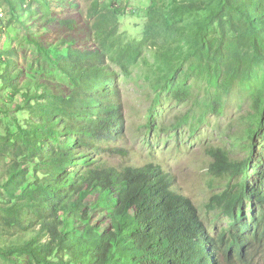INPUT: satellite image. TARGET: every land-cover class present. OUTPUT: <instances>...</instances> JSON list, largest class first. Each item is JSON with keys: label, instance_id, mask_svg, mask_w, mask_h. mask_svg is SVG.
<instances>
[{"label": "trees", "instance_id": "trees-1", "mask_svg": "<svg viewBox=\"0 0 264 264\" xmlns=\"http://www.w3.org/2000/svg\"><path fill=\"white\" fill-rule=\"evenodd\" d=\"M88 1L93 46L23 40L46 62L43 83L42 67L17 68L10 32L25 17L55 23L49 1L0 0V119L11 120L0 130L1 264H253L264 254V0H149L138 38L121 31L120 0ZM148 52L151 135L188 125L196 136L225 118L235 93L246 96L241 133L207 151L209 174L227 179L208 205L223 225L162 164L110 161L129 154L114 144L126 129L119 75L131 77ZM166 104L191 109L168 123Z\"/></svg>", "mask_w": 264, "mask_h": 264}, {"label": "rangeland", "instance_id": "rangeland-1", "mask_svg": "<svg viewBox=\"0 0 264 264\" xmlns=\"http://www.w3.org/2000/svg\"><path fill=\"white\" fill-rule=\"evenodd\" d=\"M47 1L50 3L52 17L57 19L55 23H46V17L40 14L36 22L27 20V17H25L26 28L19 24L15 30L9 31L13 38L11 47L18 51L15 57L17 68L25 73H32L42 67L41 75L36 77L43 83L50 80L49 77L43 75L47 70L46 68L43 73L44 66L47 67L46 62L33 46L23 41L27 36H32L34 39L38 37L45 46L51 44L61 45L64 52V47H67L70 43L72 44V42H74L75 47L93 46V41L86 37L88 30L90 31L89 26H91L87 19L88 0H77L80 4L78 8L69 5L71 0ZM119 2L125 8L128 7V14L121 21V31L132 38L140 37L139 35L146 24V11L150 7V1L120 0ZM66 19L75 21L74 30H70L60 23V21ZM84 32H87V34H84ZM0 36V47H3L8 35ZM154 61L153 53L148 52L145 54V63L135 68L131 77L125 78L122 74L119 75L120 96L126 119V129L125 138L114 144L125 147L129 154L124 158L116 155L112 156L110 161L112 164H119L122 160L126 164L131 163L137 166H145L148 163L162 164L173 176L175 187L193 200L195 205L203 211L202 216L204 218L207 217V213H210L208 218L210 221H214L218 218V215L216 216L218 211H210L208 205L212 196L223 190L227 179L215 178L209 174L208 169L212 160L207 151L211 147L223 145L225 132L228 135L234 134V131L235 133L238 131L241 133V129L245 125L242 118L246 116L249 107L242 106L244 107V110H242L239 109V106L243 104L246 96L242 92L235 93L229 102L225 118H211L208 122L210 125L204 127L196 136H192L188 132V125L182 127L180 136L175 133L171 134V132H166L160 136L157 133L151 135L143 130V126L147 122L149 112L156 100V93L151 88L152 80L155 78L152 72ZM148 76H150L151 81ZM5 95L6 93L0 94V106L6 100ZM190 109L188 106H184L173 108L170 111L168 104H166L162 118L170 123L180 114V111L189 112ZM3 116V114H0V118ZM1 120L0 130L3 129L4 123L11 122V120L5 119L1 123ZM166 142H170V145L166 146ZM220 220L221 218L216 223L223 225ZM225 226L226 223L223 227ZM213 228H216V226H213Z\"/></svg>", "mask_w": 264, "mask_h": 264}, {"label": "clouds", "instance_id": "clouds-1", "mask_svg": "<svg viewBox=\"0 0 264 264\" xmlns=\"http://www.w3.org/2000/svg\"><path fill=\"white\" fill-rule=\"evenodd\" d=\"M253 264H263L264 263V254L255 255L252 259Z\"/></svg>", "mask_w": 264, "mask_h": 264}]
</instances>
